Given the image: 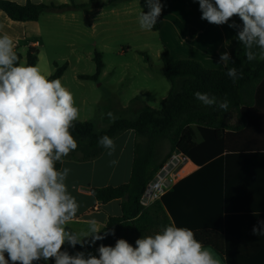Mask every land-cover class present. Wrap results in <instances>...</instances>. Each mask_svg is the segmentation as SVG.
Wrapping results in <instances>:
<instances>
[{"label":"clouds","instance_id":"9594fccd","mask_svg":"<svg viewBox=\"0 0 264 264\" xmlns=\"http://www.w3.org/2000/svg\"><path fill=\"white\" fill-rule=\"evenodd\" d=\"M149 9L141 11V30L151 31L161 16V0H145ZM201 19L210 24H228L237 30V40L251 62L264 59V0H194ZM238 17L242 24L235 21ZM220 64L235 82L243 77L237 67H228L230 54L220 55ZM194 96L203 105L227 111V99L199 91ZM114 119L112 113H108ZM80 117L74 94L60 79H49L39 66L19 61L15 43L8 34L0 35V264H34L53 259L55 264H221L193 230L174 223L154 235L142 236L135 246L124 238L114 246L100 244L98 256L84 252L74 255L64 250L95 245L115 230L105 231L95 220L86 231H72L79 203L68 188L71 169L57 168L77 149L71 129ZM98 144L112 156L115 141L107 135ZM111 160L110 164H117ZM264 221L253 226L252 234H264ZM86 238H90L86 239ZM7 254V259L6 255Z\"/></svg>","mask_w":264,"mask_h":264},{"label":"trees","instance_id":"16d2710c","mask_svg":"<svg viewBox=\"0 0 264 264\" xmlns=\"http://www.w3.org/2000/svg\"><path fill=\"white\" fill-rule=\"evenodd\" d=\"M119 1L124 0H107L95 6L103 7ZM91 2L93 4V0H90L72 8L79 10L90 6ZM72 8L66 3L56 5L31 0L25 3L0 0V10L18 22H35L46 11ZM239 24H242L240 19ZM163 26L164 21L160 16L153 31H159ZM190 32L193 37L195 30L191 28ZM236 37L237 32L230 56L234 65L229 63L228 67H237L243 77L235 82L227 76L226 67L224 70H211L195 60H177L165 48L161 58L164 75L171 82V88L162 108L146 107L135 119L118 118L99 132L91 122L77 120L74 123L71 132L78 147L64 160L84 162L100 157L106 150L98 144L101 136L107 135L114 140L128 130H133L136 135L130 180L118 186L91 188V194L97 201L108 203L121 200L122 211L120 216L109 217L105 225V231L114 229L115 235L97 241L96 249L100 244L114 246L119 238L135 246L136 239L154 235L174 223L193 230L196 239L216 252L224 264H241L237 256L238 247L231 244L229 231L221 228L220 212L223 208L220 188L206 186L202 176H197L196 172L178 181L150 206L145 207L141 202L148 184L175 152L182 153L198 166L208 165L215 160L219 162L224 154L226 156L239 150L264 152V59L255 49L257 58L249 62L244 46ZM16 53L21 62V53ZM39 53L38 48L29 47L26 64L36 66ZM94 61L95 76L81 75L80 79L96 80L102 73L105 67L102 55L97 52ZM55 67L49 79H61L67 65L55 64ZM197 91L215 96L218 101L227 99V111L215 105H203L194 96ZM56 166L61 169L62 164L58 162ZM63 248L69 253L74 250L72 247ZM256 250L259 259L247 264H264V244Z\"/></svg>","mask_w":264,"mask_h":264},{"label":"rangeland","instance_id":"374dc122","mask_svg":"<svg viewBox=\"0 0 264 264\" xmlns=\"http://www.w3.org/2000/svg\"><path fill=\"white\" fill-rule=\"evenodd\" d=\"M56 5H81L90 0H31ZM107 0H93L81 9L46 11L29 30L39 31V66L46 76L52 75L55 64L67 65L60 79L75 97L80 110L78 121L91 122L101 131L118 118L135 119L139 112L152 107L160 109L171 88L164 75L161 54L165 48L185 56L197 43L191 42V28L199 6L190 0H161L164 27L159 31L141 30L138 17L149 11L145 0H124L97 7ZM201 15L199 21H201ZM229 30H232L230 28ZM31 34V31H30ZM102 55L105 65L96 80L80 79L81 75L95 76V54ZM21 63L26 64L25 53ZM204 55V53H202ZM200 58H203L202 56ZM112 113L114 119H110ZM168 147V146H167ZM115 160L116 153L107 154ZM125 155L123 159H125ZM124 165V160L122 162ZM124 169V167H123ZM220 260L219 256L209 249ZM222 264V262H221Z\"/></svg>","mask_w":264,"mask_h":264},{"label":"crops","instance_id":"0c3cea01","mask_svg":"<svg viewBox=\"0 0 264 264\" xmlns=\"http://www.w3.org/2000/svg\"><path fill=\"white\" fill-rule=\"evenodd\" d=\"M12 1L25 3L26 0ZM190 2L199 6L198 2H194V0H190ZM196 12L199 14L195 16L197 25L193 26V23H188L187 28L192 27L195 30L194 36H190L189 40L197 43V47L200 46L201 49L196 47L188 49L187 53L194 55L192 57L185 56L187 54L183 51L179 53H174L172 50L168 51L174 59L195 60L206 69L224 70L225 66L220 64L219 58L224 52H228L231 56L235 47L234 40L237 30L235 28L229 30L228 24L218 26L210 24L206 20L199 21L198 18L202 13L200 10ZM161 17L163 18L162 14ZM233 21L239 24L238 17H234L229 23ZM30 22L13 21L0 10V35L8 34L12 37L15 43V51L21 53L22 59L23 53L26 57L29 47L38 49L40 47L39 31L29 30ZM201 56L203 58H200ZM135 138V132L128 130L114 139L116 145L115 160L118 161L115 165L110 164L111 160L107 159V149L100 157L91 161L64 160L61 169L64 167L71 169L67 184L69 191L80 206L76 220L68 225L70 230L86 231L88 221L92 219L97 220L103 228L109 217L122 214L121 200L102 203L91 194V188L118 186L130 180ZM124 155L126 156L125 159H123ZM123 160L125 166L122 165ZM195 172L198 174L197 176H202L206 186L220 188L221 206L223 208L220 212L221 228L229 231L231 244L238 247L239 262L247 264L257 261L259 257H257L256 249L264 244V234L253 235L252 229L258 224V221H264V152L258 150L230 152L226 156L224 154L219 162L215 160L205 166H198L192 162V167L186 176ZM86 239L90 240V238ZM64 247L71 246L66 243ZM80 251L84 252L85 255L88 253L97 255L96 245L90 244H86L83 248L77 245L69 254L74 255ZM221 262L224 264L222 259ZM34 264H55V261L53 259L47 262L40 260Z\"/></svg>","mask_w":264,"mask_h":264},{"label":"built area","instance_id":"2783aa9c","mask_svg":"<svg viewBox=\"0 0 264 264\" xmlns=\"http://www.w3.org/2000/svg\"><path fill=\"white\" fill-rule=\"evenodd\" d=\"M192 167V161L182 153L175 152L148 184L141 202L145 207L159 200L174 184L184 178ZM36 263V262H34Z\"/></svg>","mask_w":264,"mask_h":264}]
</instances>
